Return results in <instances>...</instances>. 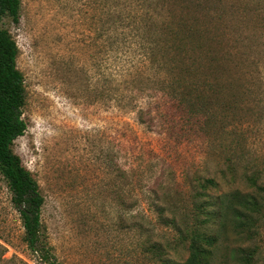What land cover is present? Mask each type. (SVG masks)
<instances>
[{
  "label": "rangeland",
  "instance_id": "1",
  "mask_svg": "<svg viewBox=\"0 0 264 264\" xmlns=\"http://www.w3.org/2000/svg\"><path fill=\"white\" fill-rule=\"evenodd\" d=\"M3 27L27 93L13 149L44 196L58 264H161L148 230L183 262L187 243L154 206L179 219L202 201L200 178L225 173L218 196L264 173V0H21ZM259 226L253 241L229 226L220 263L264 264ZM23 232L0 175L4 257L38 264Z\"/></svg>",
  "mask_w": 264,
  "mask_h": 264
},
{
  "label": "trees",
  "instance_id": "2",
  "mask_svg": "<svg viewBox=\"0 0 264 264\" xmlns=\"http://www.w3.org/2000/svg\"><path fill=\"white\" fill-rule=\"evenodd\" d=\"M20 10L21 0H0V175L11 193L12 207L19 214L27 248L38 264H58L41 220L44 196L38 182L13 149L15 141L25 134L28 127L23 116L27 93L24 75L17 65L20 49L11 32L3 27V21L8 18L17 23ZM197 30L201 32L199 27ZM139 119L147 125L154 120L151 112L143 111ZM225 180V173L217 178H200L197 196L202 201L196 205L194 212H185L179 219L175 218L173 211L154 206L160 224L176 229L179 243H187L188 256L183 262L164 257L169 255L166 249L172 251L175 245L172 248L152 240L154 234L150 230L146 241L148 253L159 256L161 264H223L220 260L223 261L227 253L220 258L218 252L224 242L230 241L227 235L229 226L235 236H246L253 241L259 234V225L264 222V173L256 176L250 190H233L218 196L208 192L220 190ZM167 211L170 214H165ZM6 252L7 249L0 243V264L13 261L4 257ZM230 255L236 262L246 259L245 262H248L253 257L252 253L246 256L242 247L233 248Z\"/></svg>",
  "mask_w": 264,
  "mask_h": 264
}]
</instances>
